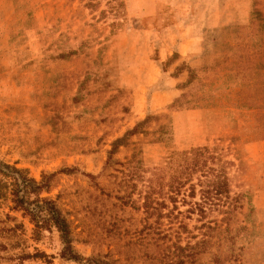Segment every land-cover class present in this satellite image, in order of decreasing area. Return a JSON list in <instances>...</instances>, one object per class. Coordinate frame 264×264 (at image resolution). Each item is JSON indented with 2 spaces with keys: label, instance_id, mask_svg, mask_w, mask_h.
<instances>
[{
  "label": "rangeland",
  "instance_id": "1",
  "mask_svg": "<svg viewBox=\"0 0 264 264\" xmlns=\"http://www.w3.org/2000/svg\"><path fill=\"white\" fill-rule=\"evenodd\" d=\"M204 147L229 200L171 203L170 156ZM0 161L50 177L77 256L3 208L0 264H264V0H0Z\"/></svg>",
  "mask_w": 264,
  "mask_h": 264
},
{
  "label": "trees",
  "instance_id": "2",
  "mask_svg": "<svg viewBox=\"0 0 264 264\" xmlns=\"http://www.w3.org/2000/svg\"><path fill=\"white\" fill-rule=\"evenodd\" d=\"M147 120V119H146ZM147 121L140 122L135 127L128 131L126 137H131L141 133V128ZM125 136L116 140L112 144V149L108 154V166H113L114 161L111 160V155L116 149L123 145ZM213 157L209 155L207 148H196L188 152L175 153L170 156L167 162L168 183H167V197L171 203H176L180 196L183 203H186V198H194L196 186L200 187L201 202L212 203L222 201V198L229 200V184L226 174L223 171H216L208 166ZM199 175L197 183H193V176ZM200 178H204L202 181ZM45 176L41 181L37 182L29 176L27 170L18 169L15 165H10L0 161V209L6 208L8 213L4 216L5 220L16 222L19 216L22 219H27L28 223L33 227L32 236L37 237L43 231L55 229L60 235L61 241L64 245L62 258L66 260H77L71 248V241L69 238V226L60 210L57 208L54 201L41 198L44 189H47V180ZM153 189H150L144 197L143 208L147 216L154 214L160 215L161 206H165L164 202H157L153 197ZM243 196H236L231 202L238 203V199ZM232 204V203H231ZM196 204H194L195 206ZM200 213H204L200 205H196ZM193 209L187 211L192 213ZM14 214V215H12ZM12 215V216H11ZM2 223H0L1 225ZM24 225L22 223H15L12 227L0 226V241L2 237H18L23 235ZM199 245V244H198ZM19 246V241L12 244H5L0 242V260H2L1 253L8 248H16ZM194 249L195 247H187ZM183 250V249H182ZM36 252L34 254H25L20 252L16 256L22 264L26 259H42L46 263H50V258L44 253ZM185 255V254H184ZM182 257V256H181ZM182 263V260L178 258ZM177 263V264H178Z\"/></svg>",
  "mask_w": 264,
  "mask_h": 264
}]
</instances>
